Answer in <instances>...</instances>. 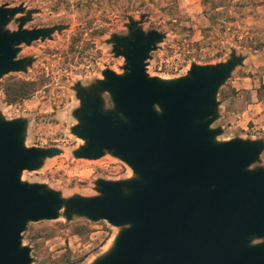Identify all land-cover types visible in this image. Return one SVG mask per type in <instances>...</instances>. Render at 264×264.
<instances>
[{"label": "water", "instance_id": "obj_1", "mask_svg": "<svg viewBox=\"0 0 264 264\" xmlns=\"http://www.w3.org/2000/svg\"><path fill=\"white\" fill-rule=\"evenodd\" d=\"M24 12L23 6H0V79L30 65L17 59L16 47L65 29H24L32 10L17 19L16 31L3 29ZM141 21L130 20L128 36L112 38L125 73L106 70L94 90L78 89L80 123L72 129L85 142L75 157L111 153L134 178L98 180L99 196L68 200L45 185L21 182L23 171L38 170L60 151L26 148L25 122L0 115V264H31V249L22 246L27 225L57 219L63 207L67 219L122 228L93 264H264V242L252 243L264 239V168L249 170L264 142H216L222 130L211 128L218 90L243 58L192 65L187 76L172 81L151 78L145 61L163 35L145 34ZM99 93L109 94L112 111L103 110Z\"/></svg>", "mask_w": 264, "mask_h": 264}, {"label": "rangeland", "instance_id": "obj_2", "mask_svg": "<svg viewBox=\"0 0 264 264\" xmlns=\"http://www.w3.org/2000/svg\"><path fill=\"white\" fill-rule=\"evenodd\" d=\"M1 5L25 8L6 31H16L17 19L31 10L24 29L65 27L51 39L16 47L17 59L31 63L0 79V115L25 122V147L60 151L38 170L23 171L21 182L45 185L68 200L99 196L98 180L134 178L111 153L97 160L75 157L85 142L72 129L80 123L78 89L94 90L106 70L125 73L126 62L116 56L112 38L128 36L129 21L142 18L138 28L145 34L163 35L145 61L151 78L172 81L187 76L192 65L243 58L218 90L211 128L222 130L216 142H264V0H0ZM19 82L29 84V94L8 102L6 86ZM99 97L104 111L114 109L108 93ZM259 168H264V150L249 170ZM121 230L105 221L67 219L63 207L55 220L29 223L22 246L31 249V264H93L111 250Z\"/></svg>", "mask_w": 264, "mask_h": 264}, {"label": "trees", "instance_id": "obj_3", "mask_svg": "<svg viewBox=\"0 0 264 264\" xmlns=\"http://www.w3.org/2000/svg\"><path fill=\"white\" fill-rule=\"evenodd\" d=\"M29 94V84L19 82L7 85L5 88V98L8 102H16Z\"/></svg>", "mask_w": 264, "mask_h": 264}, {"label": "flooded vegetation", "instance_id": "obj_4", "mask_svg": "<svg viewBox=\"0 0 264 264\" xmlns=\"http://www.w3.org/2000/svg\"><path fill=\"white\" fill-rule=\"evenodd\" d=\"M254 244H259V243H263L264 242V239H260V240H254Z\"/></svg>", "mask_w": 264, "mask_h": 264}]
</instances>
